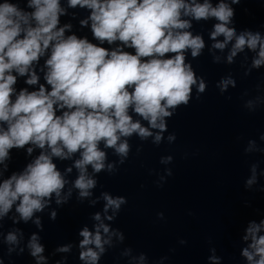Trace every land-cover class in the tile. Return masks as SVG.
Returning <instances> with one entry per match:
<instances>
[{"label":"clouds","instance_id":"clouds-1","mask_svg":"<svg viewBox=\"0 0 264 264\" xmlns=\"http://www.w3.org/2000/svg\"><path fill=\"white\" fill-rule=\"evenodd\" d=\"M239 2L219 0L213 6L211 0H67V8L90 10L80 24L91 22L92 36L99 41L93 43L76 34L65 35L71 25L60 26V17L67 14L61 0H23V7L21 0H0V176L7 171L12 149L31 145L25 149L29 156L40 150L23 171L0 181V221L14 211V224L32 221L43 231L36 214L53 201L57 207L67 204L75 189L78 202L95 207L103 201L102 209L91 214V228L84 224L78 230L81 239L76 245H59L55 253H71L76 247L81 264H100L109 249L122 244L124 233L112 224L127 198L107 191L96 196L98 175L115 174L118 165L127 161L133 136L156 146L165 139L173 143L174 133L164 136L168 119L178 108L189 105L194 89L197 99L206 92L207 81L197 75L188 59L189 55L193 60L199 58L206 48L203 36L189 30L193 21H216L209 34L213 43L208 47L213 63H221L217 51L227 50L224 59L229 65L239 54H245L247 60L246 53H255L245 75L264 68V33L238 32L234 25L233 5ZM105 42L117 46L110 50L102 46ZM46 54L41 69L45 83H40L34 64ZM18 77H24L26 85H39L38 89L25 87L17 92ZM229 86H236L231 75L216 84L222 94ZM255 104L249 100L245 107L255 112ZM260 140L264 141V134ZM108 149L118 160H109ZM136 151L139 154L141 148ZM244 151L251 154L264 149L256 140H249ZM54 160L72 163L62 174ZM172 160L171 155L164 156L160 163L168 165ZM73 169L77 175L70 181L66 174ZM249 172L245 188L251 190L264 170L252 163ZM165 173L172 175L171 169L166 168ZM166 176H160L157 183L162 185ZM69 183L71 187L65 191ZM57 215L53 209L49 218L54 221ZM158 216L163 219V213ZM22 239L21 230L9 231L4 244L19 246ZM41 239L32 233L26 247L35 264H48ZM240 241L244 264H264V218L249 220ZM13 251L8 249L9 254ZM131 251L128 247L121 255ZM23 252L20 247L19 254ZM210 253L209 264H221L216 249L211 248ZM138 258L144 262L148 257L140 253ZM66 261L65 257L55 264Z\"/></svg>","mask_w":264,"mask_h":264}]
</instances>
